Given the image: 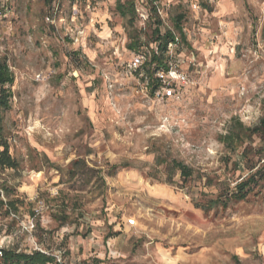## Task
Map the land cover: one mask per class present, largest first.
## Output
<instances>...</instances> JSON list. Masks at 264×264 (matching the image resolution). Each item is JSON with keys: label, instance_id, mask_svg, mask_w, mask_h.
<instances>
[{"label": "rangeland", "instance_id": "374dc122", "mask_svg": "<svg viewBox=\"0 0 264 264\" xmlns=\"http://www.w3.org/2000/svg\"><path fill=\"white\" fill-rule=\"evenodd\" d=\"M134 1L131 25L115 0H0L14 74L3 135L18 161L0 169L18 209L0 212V248L59 264H264V180L199 206L264 161V134L222 141L264 115V0ZM178 14L172 61L189 82L157 97L126 44L149 41L157 19L174 29ZM173 161L192 169L188 183Z\"/></svg>", "mask_w": 264, "mask_h": 264}, {"label": "trees", "instance_id": "16d2710c", "mask_svg": "<svg viewBox=\"0 0 264 264\" xmlns=\"http://www.w3.org/2000/svg\"><path fill=\"white\" fill-rule=\"evenodd\" d=\"M202 7L205 8L206 3H201ZM4 4L0 3V7L4 8ZM115 10L122 17H127L129 24L133 25L136 20V6L134 0H115ZM183 18L182 14H178L174 19V29H165L163 32L160 31V20L157 19V24L151 31V37L149 41L142 42L140 37L132 36L131 40L126 44L127 49L138 52V54L144 57V61L141 65L142 70L148 79V89L152 93L159 86V81L156 79L154 74L158 70L168 69V54L167 45L173 41L176 36L179 37L178 51H181L180 45L185 41V36L180 25V21ZM141 46H144L146 51L139 52ZM14 81V74L11 71L8 63L4 58H0V169L18 167V161L10 154L9 146L6 138L3 135V118L4 113L10 107V97L12 95L11 85ZM238 130L229 131L222 139L225 145L229 148L234 149L237 145L243 143L245 138H250L253 134H264V115L259 120V124L253 127H244L239 121L236 122ZM249 147L245 146L241 152L240 158L242 160L246 157V152ZM260 157L259 159H261ZM247 162V160L245 159ZM79 160L73 161V164L78 165ZM238 164L237 161L234 162ZM126 165H120L119 167H125ZM173 168L179 170L180 177L184 183H188L192 179V169L181 162L173 161L170 165ZM255 164L252 162L249 168L252 169ZM110 174L115 171L117 165H112ZM239 168V167H238ZM259 180H264V161L261 165L251 171L247 177L238 181L232 189H224L225 192H219L215 197L208 198L207 204H199L201 208L208 209L217 203L225 205L227 200L234 199L239 200L246 196L247 191L251 186L258 184ZM12 187L2 184L0 187V212L2 211L5 215L15 214L17 212L16 202L17 199L9 197L10 189ZM203 195L206 194L203 191ZM224 193V194H223ZM222 194L224 200L222 199ZM198 205V203H196ZM67 218L66 215H62L60 219L63 221ZM0 264H59L53 255L47 252H43L40 249H33L31 251H22L14 246H5L0 248Z\"/></svg>", "mask_w": 264, "mask_h": 264}, {"label": "built area", "instance_id": "2783aa9c", "mask_svg": "<svg viewBox=\"0 0 264 264\" xmlns=\"http://www.w3.org/2000/svg\"><path fill=\"white\" fill-rule=\"evenodd\" d=\"M195 7H198V6H195ZM5 12H6V9L0 7V17L5 15ZM178 45H179V37L176 36L175 39L173 41L169 42L167 45V54L169 57L168 69L158 70L154 74L156 79L159 81L158 88H156L153 91L157 97L160 96L162 98H164V97L166 98V97L174 96L177 88H179L180 86H182L184 84H188V82H189L188 77H187V73H185L184 71H182L178 68V64H177L176 60L172 61V56L178 52ZM193 60H194V56L191 55V60H190L191 64H194ZM143 61H144V57L140 54H137L132 58V60L130 62V66L133 69H137L138 67H140L142 65ZM144 87H145V89L148 88V80L147 79H146ZM132 224H134V220L129 219L128 220V226H132ZM0 255H1V251H0ZM56 259L58 262L60 261V258L58 256H56Z\"/></svg>", "mask_w": 264, "mask_h": 264}]
</instances>
